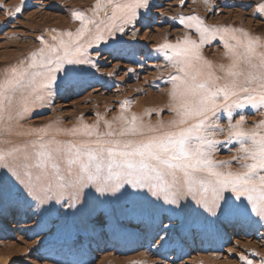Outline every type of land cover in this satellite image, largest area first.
Instances as JSON below:
<instances>
[{"label":"snow or ice","instance_id":"6c2138e0","mask_svg":"<svg viewBox=\"0 0 264 264\" xmlns=\"http://www.w3.org/2000/svg\"><path fill=\"white\" fill-rule=\"evenodd\" d=\"M103 2L111 6L110 16L97 0L92 17L73 13L80 22L75 34L58 33L52 37L55 43L37 37L41 44L37 51L0 71V168L7 170L0 176V215L18 213L19 208L10 205L20 201L35 202L37 207L54 202L66 215L72 209L85 226L103 227L107 218L102 213L94 215L101 198L113 204L123 201L122 210L134 214L146 210L145 204L161 201L182 208L181 201L191 197L216 216L233 206L225 196L231 193L236 201L246 200L251 212L264 219V120L246 127V117L237 112L239 118L231 122L234 109H264V40L242 29L208 27L197 16L179 18L186 28L195 30L199 42L186 37L156 49L175 69L169 77L172 87L166 105L173 115L167 122L145 123L135 114L129 117L124 114L128 103L124 102L121 114L104 120L103 129L102 117L92 125L20 129L19 122L36 103L47 102L53 95L57 74L72 70L66 65L96 68L87 58V49L104 41L105 33L122 34L125 25L137 20L139 9L151 8L150 0ZM101 10L106 13L102 20L98 18ZM255 10L264 15V2ZM21 11L20 6L14 9L17 14ZM7 14L11 19L12 11ZM217 37L226 49L227 64L213 65L201 53L202 46ZM152 111L159 114L157 109L146 114ZM221 113L230 121L226 130L218 123ZM217 135L238 145L232 157L238 165L235 170L231 161L213 158L221 143ZM12 136L31 139L15 143ZM240 259L252 264L244 256Z\"/></svg>","mask_w":264,"mask_h":264},{"label":"rangeland","instance_id":"374dc122","mask_svg":"<svg viewBox=\"0 0 264 264\" xmlns=\"http://www.w3.org/2000/svg\"><path fill=\"white\" fill-rule=\"evenodd\" d=\"M261 2L264 0H150L151 8L139 9L137 20L125 25L122 34L105 33L102 42L112 39L111 49L100 45L102 42L87 49V58L96 68L66 65L72 70L57 74L55 93L26 114L19 122L20 129L50 124L65 128L81 123L92 125L98 117L103 118V129V121L120 115L126 100L137 104L151 92L168 101L162 90L169 87L170 67L166 63L157 68L163 53L151 49L158 46V39L176 44L188 34L199 42L195 30L179 22L180 17L197 16L208 27L242 29L264 40V15L255 10ZM96 3L97 0H0V71L37 51L41 47L37 37L75 34L80 22L73 13L92 17ZM101 5L110 16L111 6L103 0ZM17 6L22 7L19 14L14 12ZM9 11L13 13L11 19ZM101 16L106 17L104 10L98 13V18ZM233 22L238 24L231 27ZM90 27L95 31L94 26ZM225 52L219 37L201 48L203 57L213 65L228 63ZM157 106L153 104L150 109ZM167 109L141 117L145 123L155 124L171 116ZM237 112L246 117V127L264 120V109L249 106L234 109L232 123L239 118ZM228 119L226 113L219 114L218 123L225 130ZM10 139L23 143L31 137ZM216 139L221 143L213 158L218 162L231 161L235 170L238 165L232 157L237 155L238 145L226 142L223 135ZM6 174L7 170L0 168V176ZM16 188L22 186L16 184ZM225 196L233 206L216 216L207 213L191 197L181 201L182 208L161 201L145 204L146 210L134 214L122 210L123 201L113 204L101 198L94 215L102 213L107 218L103 227L91 223L85 226L78 216L72 215V209L66 215L65 209L54 202L37 207L35 202L20 201L10 205L18 207V213L5 211L0 215V264H244L241 256L252 264H264V219L251 212L246 200L236 201L231 193Z\"/></svg>","mask_w":264,"mask_h":264},{"label":"bare ground","instance_id":"6f19581e","mask_svg":"<svg viewBox=\"0 0 264 264\" xmlns=\"http://www.w3.org/2000/svg\"><path fill=\"white\" fill-rule=\"evenodd\" d=\"M15 1V0H14ZM20 1V0H19ZM199 8V7H198ZM170 12V11H169ZM44 14V13H43ZM37 16V15H36ZM34 19H35V17H33ZM106 18V17H105ZM105 18H102V16L99 18V19H105ZM221 20V19H220ZM1 21V20H0ZM224 22V21H223ZM227 22V21H226ZM239 23H240V21H238ZM225 23V22H224ZM236 24H238L237 22H233V23H231L230 24V26L231 27H234ZM37 28L38 29H41L40 28V26H37ZM198 35V34H197ZM53 36H56V35H51L50 34V38L48 37L47 39H45L46 41H48V42H51V43H55V41H53L52 40V37ZM186 37H190L188 34L185 36V38ZM193 37V36H192ZM184 38V39H185ZM142 39V38H141ZM144 39V38H143ZM142 39V40H143ZM110 40H112V39H109V40H107V41H105L104 43L102 42L100 45H103V46H106V48H110L111 46H113V44H114V41H110ZM194 40V39H193ZM198 40H199V36H198ZM159 44H158V46L159 45H161V44H163V43H165L166 41H164V39L162 40H159L158 39V41H157ZM158 46H153L151 49H152V51L153 50H156L157 48H158ZM111 49V48H110ZM148 50V49H147ZM11 51V50H10ZM149 51H150V49H149ZM29 56H30V54H29ZM5 58V57H4ZM162 60V63L161 64H158V65H156V67L158 68V67H164V66H166V63H168L165 59H164V56H163V59H161ZM170 67V66H169ZM169 73H167V76L169 77L170 76V74H172V73H170L171 71L172 72H175V69H173V68H169ZM108 72H110V71H108ZM155 75V74H154ZM124 76V75H123ZM164 84H165V82H163ZM167 84L169 85V87L167 88V89H165L164 91L162 90V93L163 92H165V95H167V97H168V92H169V90L171 89V87H172V85H171V82L169 81V82H167ZM143 87V86H142ZM58 88V80H57V84L56 85H54L53 86V92L55 93V91H56V89ZM151 91V90H150ZM165 98V97H164ZM164 98H162L161 96H154L153 95V93H151V92H149V94H148V96L146 97V99L143 101V102H139V103H137V104H135L133 101H130V100H126V102H128L127 103V111L125 112L126 114H127V116H131L132 114H135V115H137V116H139V117H143V116H148L147 114H146V112H148L149 110H151L150 109V106H152L153 104H157L158 106L156 107L157 108V110H159V114H160V110H166L167 108H166V105H167V103H168V101H167V98H166V100L164 99ZM166 102V103H165ZM38 104H41V102H37L36 103V105H38ZM124 104V103H123ZM35 105V106H36ZM167 111H168V113H171L168 109H167ZM173 115V113H171V116ZM171 116H169L168 118H166L164 121L165 122H167L168 120H169V118L171 117ZM160 117V115H158V118ZM227 122H228V124H229V119L227 120ZM234 122H235V120H234ZM222 139V138H221ZM246 244V243H245ZM237 252V251H236ZM6 259V258H5ZM4 259V260H5ZM207 261H209V260H207ZM225 262V261H224ZM226 263V262H225ZM1 264H5V262H3V263H1ZM221 264V263H220Z\"/></svg>","mask_w":264,"mask_h":264}]
</instances>
